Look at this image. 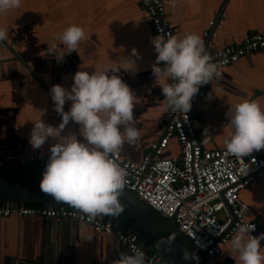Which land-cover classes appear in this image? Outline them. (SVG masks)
I'll return each mask as SVG.
<instances>
[{
	"label": "crops",
	"instance_id": "0c3cea01",
	"mask_svg": "<svg viewBox=\"0 0 264 264\" xmlns=\"http://www.w3.org/2000/svg\"><path fill=\"white\" fill-rule=\"evenodd\" d=\"M172 1L168 19L174 35L198 34L206 53L213 44L242 43L248 34L264 31V0ZM73 24L84 28L85 38L58 63L48 46L58 44V34ZM0 26L9 30V39L0 42V153L49 154L54 139L36 150L28 140L40 111L45 123L56 126L61 121L48 96L50 88L55 84L70 88L76 71L91 73L123 59L136 65L134 71L120 69L116 75L136 97L134 119L140 138L131 145L125 142L119 152L139 161L164 134L168 109L151 72L155 34L138 0H21L19 8L0 14ZM219 71L220 77L214 78L207 97L193 111L198 135L209 149H226L229 106L251 98L264 108V50ZM70 103L66 101L65 111ZM78 129L70 121L62 134L76 132L79 138ZM170 146L168 154L179 153L176 140ZM240 198L250 205L249 219L264 228V179L241 191ZM227 247L228 242L219 259L235 264L236 254L231 257ZM130 252L114 235L73 219L0 217V264H112L120 253Z\"/></svg>",
	"mask_w": 264,
	"mask_h": 264
},
{
	"label": "clouds",
	"instance_id": "9594fccd",
	"mask_svg": "<svg viewBox=\"0 0 264 264\" xmlns=\"http://www.w3.org/2000/svg\"><path fill=\"white\" fill-rule=\"evenodd\" d=\"M21 6V0H0V14ZM82 26L73 24L58 34L59 43L48 46L56 61L76 51L84 40ZM9 39V30L0 26V42ZM156 53L151 72L155 85L160 86L166 101L165 107L172 112L187 114L192 98L201 85L208 84L221 73L204 49L201 37L196 33L156 35L151 38ZM66 49V51L64 50ZM132 55L139 58L136 49ZM135 61H114L101 70H78L72 76L70 88L55 84L50 88L54 110L61 121L53 126L41 116L33 122L29 144L40 149L50 138L49 155L42 172L40 189L54 200L70 204L90 219L100 214L117 213L118 201L124 187L126 172L115 157L122 145L134 144L140 138L135 126L134 106L136 97L116 73L120 69L134 71ZM66 101L70 107L64 110ZM231 131L224 140L228 153L243 158L254 150L264 149V108L256 99L243 98L229 106L225 113ZM79 125L76 132L63 135L69 122ZM255 225L241 222L235 228L226 251L235 264H264V233L254 236ZM184 259L198 261L199 257L185 251ZM112 264H146L145 254L139 248L120 253Z\"/></svg>",
	"mask_w": 264,
	"mask_h": 264
},
{
	"label": "built area",
	"instance_id": "2783aa9c",
	"mask_svg": "<svg viewBox=\"0 0 264 264\" xmlns=\"http://www.w3.org/2000/svg\"><path fill=\"white\" fill-rule=\"evenodd\" d=\"M138 1L155 36L174 35L168 19L172 0ZM260 50H264V31L248 34L242 43L224 47L213 44L207 54L219 69ZM214 78L200 86L187 114L167 111L164 134L139 161L124 158L120 152L115 159L126 172L125 189L135 192L164 216L174 218L194 245L206 254L210 264H223L219 259L223 246L239 223L254 224L255 230L251 233L254 236L264 233L263 227L249 219V203L240 198L241 191L264 179V151H253L249 156L238 158L226 149L204 147L194 123L193 111L207 97ZM48 96L51 97L50 90ZM172 140H176L179 146L178 154H168ZM48 155L0 153V167L45 166ZM28 215L85 223L96 231L114 235L130 251L141 249L148 264H166L159 252L149 253L148 247L136 234L125 231L111 218L106 221L101 216L90 219L79 209H69L61 203L28 207L7 201L0 205V217ZM261 244L264 246V240Z\"/></svg>",
	"mask_w": 264,
	"mask_h": 264
},
{
	"label": "water",
	"instance_id": "95a60500",
	"mask_svg": "<svg viewBox=\"0 0 264 264\" xmlns=\"http://www.w3.org/2000/svg\"><path fill=\"white\" fill-rule=\"evenodd\" d=\"M45 166L0 167V202L54 200L40 189V180ZM121 209L108 215L113 221L136 234L147 246L159 252L166 264H210L204 252L179 228L174 218L166 217L143 201L135 192L123 187L118 196ZM103 215V214H102ZM195 253L198 261L184 259V252Z\"/></svg>",
	"mask_w": 264,
	"mask_h": 264
},
{
	"label": "trees",
	"instance_id": "16d2710c",
	"mask_svg": "<svg viewBox=\"0 0 264 264\" xmlns=\"http://www.w3.org/2000/svg\"><path fill=\"white\" fill-rule=\"evenodd\" d=\"M6 202H0V205H3V204H5ZM19 203H23V204H25L26 206H28V207H43L44 206V202L43 201H27V202H19ZM61 204H63V205H65L67 208H69V209H72V208H74V207H72L70 204H67V203H61ZM97 216H101L102 218H103V220H109V216L108 215H106V214H100V215H97ZM124 230L125 231H127L126 230V228H124ZM147 251L149 252V253H153V252H155V250L154 249H152V248H150V247H148L147 248Z\"/></svg>",
	"mask_w": 264,
	"mask_h": 264
}]
</instances>
